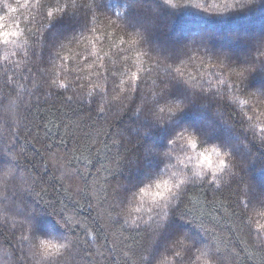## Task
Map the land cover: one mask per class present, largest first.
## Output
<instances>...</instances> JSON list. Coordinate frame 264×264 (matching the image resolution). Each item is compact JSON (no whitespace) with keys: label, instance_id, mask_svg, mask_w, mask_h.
<instances>
[{"label":"trees","instance_id":"1","mask_svg":"<svg viewBox=\"0 0 264 264\" xmlns=\"http://www.w3.org/2000/svg\"><path fill=\"white\" fill-rule=\"evenodd\" d=\"M173 2L178 6L168 0H77L80 7L62 11L66 0H0V33H9L0 38V175L12 169L10 180L18 185L0 200V264H27L19 239L24 221L34 239H75V264H123L129 231H96L106 223L100 213L112 201L111 188L117 186L118 199L127 204L123 216L147 220L155 183L168 179V162L173 171L206 175L185 186L194 203L180 195L170 207L143 264L160 258L161 264H175L170 245L178 237L195 250L211 247L213 236L220 237L226 256L228 249L239 253L226 264H264V245L245 242L247 229L241 232L239 220L228 215L234 208L229 192H214L207 182L211 172L197 168L202 152L216 147L228 153L225 159L239 173L234 186L247 185L253 224H264V0H245L243 8L226 12L225 0ZM89 3L91 8L84 6ZM151 5L167 17H147ZM159 35L167 40L163 45L153 43ZM219 61L251 69L243 85L237 88L236 77ZM52 80L67 89L50 88ZM105 81L108 92L101 98L97 85ZM137 87L140 96L133 93ZM10 99L17 103L9 111ZM156 100L179 101L182 111L161 126L146 115ZM97 105L105 107L104 115L97 114ZM182 129L197 136H191L197 147L186 136L165 158ZM153 153L156 170L138 179L135 173L143 174ZM218 159L212 156L214 164ZM143 187L147 194L138 192ZM2 204L10 212L6 222ZM117 239L123 243L114 244Z\"/></svg>","mask_w":264,"mask_h":264},{"label":"snow or ice","instance_id":"2","mask_svg":"<svg viewBox=\"0 0 264 264\" xmlns=\"http://www.w3.org/2000/svg\"><path fill=\"white\" fill-rule=\"evenodd\" d=\"M247 2H250V0H247ZM168 3L172 7L178 6L176 3L173 2V0H168ZM80 6L81 5L77 3V0H66L62 11L65 8L71 10L77 9ZM84 6L91 8L92 3H89ZM192 6L196 8L202 7L199 4H195ZM244 6L245 0H231V2L225 0V5L223 8H221V12H226L229 9L233 8H243ZM47 16L51 17L52 13H47ZM95 22V16L91 15L90 23ZM8 35L9 33L7 32L0 33V38ZM12 35H16V33H13ZM73 39H75V37ZM136 42V40H133V43ZM121 43H123V41H121ZM63 46L64 45L62 44L61 47ZM260 55L261 57H264V51H262ZM194 56L195 55H193L192 57ZM218 66L222 68L226 67L236 77V80L238 81L236 83L237 88H239L240 85H243L247 73L251 71V69L226 66L223 61H219ZM165 67L169 69L172 68V65H165ZM174 71L180 73V76L183 75V73L180 72V69L178 67L174 68ZM43 72L44 68H41L40 73ZM41 78L43 79V76ZM133 79L138 80L139 78L134 75ZM101 80H104V78L101 77ZM5 83H7V81H5ZM45 83L48 82L45 80ZM54 85L60 89H67L68 87V85L63 83L56 85L55 80H52L48 86L51 88ZM80 87L83 86L81 85ZM97 88L99 90V93L101 94V98H104L108 92L107 82L105 81L104 83L97 85ZM133 93L135 96H140L139 87L133 89ZM56 94L62 97V93ZM76 95L78 96L79 93H77ZM17 99H20V97H17ZM66 99L67 101L71 102L73 101L74 97L73 95H69ZM113 99L119 100L120 97L116 96L113 97ZM94 100L95 98L93 99V101ZM16 103L17 100L10 99L9 104L7 105L8 110L10 111ZM170 110L175 111L176 109ZM95 111L98 115H104L106 113L105 107L100 105H97ZM137 111H139V109H137ZM248 119H251V117H248ZM260 131L264 132V128H261ZM259 139L264 140V136H260ZM188 143L195 147V138L190 136L188 138ZM212 152L219 157V164L217 167L212 169L213 175L211 181H207L208 184L213 187L214 192H229V195L232 198L230 200V205H234V208L230 212H228V208H225L224 210L228 212V215L234 216L237 220H239V230L241 232H244L245 229H247L246 234L248 237V241L245 242L250 241L259 243L260 245H264V224L257 223L254 225L252 217L249 215V212L254 208L250 207L249 201L246 198L247 185L241 182L234 186V179L239 175V173L234 171L232 163L225 159V157H229L228 153L222 154V152L215 147L212 149ZM13 159L18 160L16 154L13 156ZM68 163H70V161H68ZM197 175L203 174L197 172ZM225 176L227 177V179L224 178ZM11 177H13L12 169L7 170L2 175H0V186H2V190H0V200L7 198L9 184H11L12 189L18 187L14 180H10ZM156 184L157 186H159L160 182H156ZM165 187H167L166 184ZM201 191H203V188H201ZM140 193H146V188L142 189ZM111 195L112 201L109 203L107 209L103 210L100 213L101 219H106V223H101L99 228L96 229V231L99 232L100 229H104L105 233H107L108 231H112L113 235H115V233L118 231L120 236H123L124 232L128 230L129 236L126 239H130L131 243L124 244V247L128 250L123 252L125 258L123 264H143V262L147 259V253L150 250L153 241L155 240V236L159 228L161 227V223H152L151 221H144L140 217H136L129 220L127 217L123 216L124 208L127 207V204L125 205L121 203V201L118 199L117 186L111 188ZM180 195H183L184 197L187 196V190H185V187L182 188L179 196ZM187 198L193 203L195 202L193 197L187 196ZM107 199L108 197L106 196L105 200ZM185 208L187 209V205H185ZM190 211L191 210L188 209L186 212L188 213ZM2 213L6 222L8 219V214L10 213L7 211L6 205H3ZM261 214L264 215V213ZM166 218L167 216L163 217L162 219L165 220ZM25 225H27V227H25ZM19 230L21 233L19 237L21 242V250L24 253L21 259L26 260L27 264H75L74 254L77 248V242L75 239L72 238L65 243H53L52 240L47 239H34L29 234L30 230L27 221H24V224H21L19 226ZM86 235H88L91 239H93V241H95V237L92 235V233L87 232V230ZM105 239H107V235H105ZM119 243H123V241L117 239V241L114 242V244ZM221 243L222 241L220 237L213 236V244L211 247L198 248L193 250L190 242H188L184 237H178L170 245V248L172 250L171 255L176 258L175 264H197V261H199L202 257L204 258L203 264H226V262L230 260L232 256H239V253L236 252L234 249H228V252L231 253V256H226L221 250ZM113 251H116L115 246L113 248ZM113 264H118V262L113 261Z\"/></svg>","mask_w":264,"mask_h":264},{"label":"clouds","instance_id":"3","mask_svg":"<svg viewBox=\"0 0 264 264\" xmlns=\"http://www.w3.org/2000/svg\"><path fill=\"white\" fill-rule=\"evenodd\" d=\"M162 93L163 91L161 92V94ZM162 105H165V106L170 105V106L165 107ZM170 109H176V110L171 111ZM181 111H182V104L179 101L157 102L156 100L151 111L147 113L146 115H150L154 121H156L161 126H163L165 123L171 121L173 117L176 116ZM186 136H195V135L191 134L187 129H182L180 131H177L174 137L169 141V145H170L169 150L163 153V156L165 158H171L173 156L172 155L173 152L177 150L178 148L182 147L180 142L184 140ZM191 147L196 148L197 145L195 147L191 145ZM213 155L219 158L213 152L207 155H205V153L203 152L200 153V158L197 164L198 169H206L211 172V177L208 180L209 182L211 181V178L213 175L212 169L217 167L219 164V159L217 163L215 164L213 163V160H212ZM173 167H174L173 163L168 162L165 168V171L169 173L168 179H163L162 181H159L160 182L159 186H157V184L155 183L156 191L152 194V206L146 210L149 213V215L147 217V220H144V221H151L152 223L160 222L162 225V223L164 222V219L162 218L165 216L168 217L170 207L174 206L177 203V199L179 197V194L182 188L190 183L204 180L205 175H206L205 171L188 172L187 170H185L183 172H177V171L172 170ZM197 172L202 173L203 175H197ZM165 184L167 185V187H165ZM10 188H11V184H9V189ZM144 188L145 187L140 188L138 192H141V190ZM0 190H2V186H0ZM144 194H147V193H144ZM135 211L140 212L141 208H136ZM164 255L165 254H162V256ZM157 264H161V258L159 259Z\"/></svg>","mask_w":264,"mask_h":264},{"label":"rangeland","instance_id":"4","mask_svg":"<svg viewBox=\"0 0 264 264\" xmlns=\"http://www.w3.org/2000/svg\"><path fill=\"white\" fill-rule=\"evenodd\" d=\"M150 5V4H149ZM149 8H150V10L148 11V12H151V13H148L147 12V17H154V15H160L159 17L160 18H162V17H167V16H164L165 14L163 13V12H161L162 10H161V8H160V6H149ZM163 13V14H162ZM153 14V15H152ZM155 18V17H154ZM153 20H155V19H153ZM148 24V22H146V25ZM177 35V34H176ZM176 35H175V37H176ZM156 38L157 39H155V41L153 42L154 44H156V45H158L157 43L159 42V43H162V45L164 44V43H166V41L167 40H165L164 39V37H161V35H159V37H157L156 36ZM157 41V42H156ZM158 47V46H157ZM163 47V46H162ZM164 50V49H163ZM211 130V129H210ZM214 130H216V129H214ZM219 130V129H218ZM218 130H217V132H218ZM216 133V132H215ZM214 134V133H213ZM235 141L236 142H239V138H237V137H235ZM154 142H156L155 143V146H158V142L159 141H154ZM241 147V146H240ZM240 147H238L237 146V144L235 145V147H233L234 148V150H235V152H237V153H241V151L239 150L240 149ZM242 148V147H241ZM147 156V155H146ZM152 157H150V160L148 161V164H146V162H145V170H144V172H143V174L142 175H140L139 173H135V175L138 177V179H140V177L142 178V179H144L145 177H148L149 175H148V173L150 172V173H152L153 171H155L156 170V164H157V160H158V158L156 157V153H153L152 155H151ZM252 191H253V189H252ZM122 195V192H120V196ZM47 230H50V233L52 234V235H56V236H58L59 237V234L58 233H56V231L54 232V230H53V227L51 228V227H49V226H47Z\"/></svg>","mask_w":264,"mask_h":264}]
</instances>
